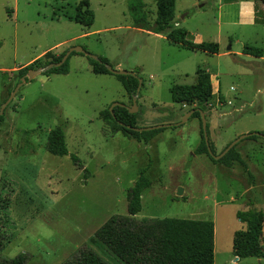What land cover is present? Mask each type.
<instances>
[{
    "label": "rangeland",
    "instance_id": "rangeland-1",
    "mask_svg": "<svg viewBox=\"0 0 264 264\" xmlns=\"http://www.w3.org/2000/svg\"><path fill=\"white\" fill-rule=\"evenodd\" d=\"M84 1L0 0L1 104L21 82L20 66L41 52L58 56L81 45L107 57L115 69L138 71L143 83L137 126L182 121L190 106L174 102L170 89L195 83L201 66L218 80L207 113L214 154L243 133L264 134V58L243 53L245 44L264 49L263 1L253 0L260 25L244 21L239 27L219 23L234 15L236 6L176 0L175 26L198 35L199 41L218 42L216 54L135 26L128 0H86L95 20L90 26L77 23L74 15ZM144 1L154 23L156 1ZM69 64L68 73L45 71L21 85L2 114L0 201L7 198L8 204L0 214L7 236L1 254L9 258L26 252L27 264H63L89 245L109 264H127L95 233L111 216L128 214L127 189L145 169L151 185L142 194L138 218L212 220L215 264H264V257L236 260L233 251L234 232L245 228L237 212L250 201L264 211V137L241 139L235 146L241 159L228 166L197 153L203 138L194 113L181 124L161 128L150 142L138 141L114 131L103 113L115 102L133 106L116 74H96L88 56L78 52ZM55 127L64 130L70 152L89 170L87 179L70 155L46 149Z\"/></svg>",
    "mask_w": 264,
    "mask_h": 264
},
{
    "label": "trees",
    "instance_id": "trees-1",
    "mask_svg": "<svg viewBox=\"0 0 264 264\" xmlns=\"http://www.w3.org/2000/svg\"><path fill=\"white\" fill-rule=\"evenodd\" d=\"M157 15L154 23H150L145 11L144 0H128V8L135 26L147 29L154 33L167 36V39L193 50H203L212 54L219 53L218 42H196L193 35L185 27L175 26L176 0H155ZM264 2V0H261ZM74 20L85 26H90L95 20V12L84 1L78 5ZM2 42L0 41V47ZM77 52H72L71 55ZM243 53L255 57L264 56V49L254 45L245 44ZM82 54L83 53H78ZM64 53L56 56L52 50L36 58L30 64L20 68L19 75L27 76L31 69L38 68L41 64L59 62ZM70 55V57H71ZM61 66L52 67L46 71L52 73H68L69 60ZM93 71L96 74L112 73L107 65L110 61L107 57L99 56V60L88 57ZM136 74L138 71H135ZM197 79L192 84H173L170 91L172 99L176 103H182L195 109L194 116L200 117L199 110L206 115L211 110L210 100L214 94L211 74L207 69L197 67ZM122 82L127 93L133 97L139 86V76L132 74H116ZM27 79V77H26ZM143 83V82H142ZM114 131H121L124 135L138 141L150 142L160 131H136L129 126H137L138 114L130 113L126 107L115 106L113 113L110 109L103 112ZM4 118L0 115V121ZM207 129L209 124L207 123ZM263 133V131H262ZM202 142L197 153L206 152L213 161L221 162L226 166L232 160L240 161L241 156L235 146L220 159H215L206 144L201 123ZM253 138L256 134L251 135ZM230 144V143H229ZM228 144V145H229ZM227 145V146H228ZM46 149L52 154L64 156L70 155L72 162L83 169L84 178L89 176V170L84 167L81 158L71 153L67 143L65 132L61 127H55L48 133ZM214 153V150H212ZM151 185V180L145 175V169L141 171L132 186L127 189L128 214H116L111 216L95 233V239L104 244L121 261L127 264H215V224L212 220L181 219V218H138L137 214L142 210V194ZM8 199L0 201V214L7 207ZM3 211V212H2ZM237 217L245 224V228L234 232L233 251L239 259L247 257H264V211L255 207L250 201L248 208L239 210ZM0 221V264H27L30 255L21 252L14 257H4L1 250L5 247L6 231ZM63 264H109L91 246L84 245L79 248Z\"/></svg>",
    "mask_w": 264,
    "mask_h": 264
},
{
    "label": "water",
    "instance_id": "water-1",
    "mask_svg": "<svg viewBox=\"0 0 264 264\" xmlns=\"http://www.w3.org/2000/svg\"><path fill=\"white\" fill-rule=\"evenodd\" d=\"M72 52L83 53V54H85L88 57H91V58L99 60V56L88 52L83 46H81V45H73V46H71L64 53L62 59L59 62L50 63V64H48V65H46V66H44L42 68L31 69L28 72V75H27L28 78L27 79H26V76L22 77L21 78V82L18 83V85L16 86L14 91L11 92L9 97L1 104V106H0V115L4 114L7 105L14 98V96L17 93V91L21 87V85H23L27 81L32 80L35 75H38V74H40L42 72H45V71L49 70L52 67L61 66L63 63H65L68 60V58L70 57ZM107 67L110 70V72H112L114 74H132V75H137L134 71H128V70H125V69H115L113 66H111V64H108ZM142 82H143V79L139 77V86L137 88L136 94L133 96V106L129 107L125 103L115 102L109 108L110 111L112 112V114H114L113 113V109H114L115 106L126 107L129 110L130 113H135L137 111V98H138V95H139V92H140V89H141ZM194 112H195V109H191L189 112L186 113V115L183 118V120L178 122V123H160V124L148 125V126H129L128 125V127L132 128V129H134L136 131H149V130L160 129V128H164V127H170L172 125L181 124L183 121H185V119H187L188 116H190ZM199 113H200V117H201L202 129H203V133H204V139H205L206 144H207V146H208V148L210 150V153L217 160L222 158L223 156H225L229 150H231L241 139H243L245 137H249V136H251L253 134H256V135L264 137V134L262 132H257V131H254V132L251 131V132L243 133V134L239 135L237 138H235L233 141H231L230 144L219 155H215L212 152L211 147L209 145V137H208V129H207V115H206V113L203 110H199ZM181 193H182V188H179L178 194H181ZM236 260H239V257H236Z\"/></svg>",
    "mask_w": 264,
    "mask_h": 264
},
{
    "label": "crops",
    "instance_id": "crops-1",
    "mask_svg": "<svg viewBox=\"0 0 264 264\" xmlns=\"http://www.w3.org/2000/svg\"><path fill=\"white\" fill-rule=\"evenodd\" d=\"M221 1V8L225 7L228 9L231 7L232 9L234 8V6H236V11L234 15L225 17V21L221 20L219 23L221 25L223 24H234L235 26H239V27H243L245 26L244 21H247V26H257L260 25L259 23H257V15L256 12L259 10L257 9V4L255 1L250 0V1H241V0H220ZM234 10V9H233ZM178 27V26H177ZM191 34L193 35V38L196 42H198L199 39L198 35H195L191 32ZM202 42V41H199ZM43 52H41L40 54H38L35 58H37L38 56H42ZM247 56H252V55H247ZM253 57V56H252ZM35 58L31 59L28 63H31ZM258 58H264V56L262 57H258ZM26 64H24L23 66H25ZM22 66H20L21 68ZM15 67H13L14 69ZM117 68H122V64L119 63L117 64ZM2 70H6V69H2ZM211 78H212V84H213V88H215V85L218 83V80L215 78V76L213 74H211ZM1 104V103H0Z\"/></svg>",
    "mask_w": 264,
    "mask_h": 264
}]
</instances>
